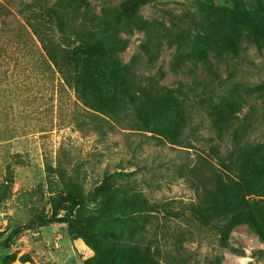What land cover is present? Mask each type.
Returning a JSON list of instances; mask_svg holds the SVG:
<instances>
[{
  "label": "rangeland",
  "instance_id": "374dc122",
  "mask_svg": "<svg viewBox=\"0 0 264 264\" xmlns=\"http://www.w3.org/2000/svg\"><path fill=\"white\" fill-rule=\"evenodd\" d=\"M37 1L0 0V4L21 18L18 8ZM127 1L92 0V6L99 13L102 8H117ZM201 1L229 9L236 6L235 0H158L144 7L141 16L167 25L192 21L196 26L193 18L200 16ZM241 1L255 21L263 20L258 0ZM127 38L130 43L121 54L122 62L135 64L144 83L156 78L174 89L202 85L197 90L200 94L187 102L191 124L184 143H167L143 126L133 130L112 126L102 120L114 123L102 113L84 108L72 91L55 94L48 82L32 79L29 91L13 89V93L0 94V184L10 174L13 179L12 195L0 203V242L11 237L10 248L0 247V264H86L95 255L70 225L45 223L65 214L63 202L69 195L66 182L51 173L50 168H56L57 163L68 175H79L92 195L102 187L111 193H141L150 205L160 204L138 219L143 229H132L126 235L125 248L117 256L125 250L150 249L157 264H264V242L251 226L236 227L222 248L217 231L196 223L189 206L196 198V185L192 184L195 170L208 179L218 170L225 173L226 165L220 158L227 156L231 146L229 138L222 141L212 128L206 99L229 95L239 85L243 100L236 126L251 116L250 137L264 142V91L246 93L248 87H264V52L245 41L239 59L219 63L211 57L213 76L200 63L189 62L174 69L176 48L168 45L151 64L141 49L145 35L134 32ZM20 84L18 81L16 85ZM37 84L41 87L35 88ZM90 113L99 120L98 125L78 127L73 123ZM45 128L47 131L41 132ZM262 200L254 197L250 201L260 220ZM100 207L92 201L88 211L95 213ZM176 212L181 216L175 217Z\"/></svg>",
  "mask_w": 264,
  "mask_h": 264
},
{
  "label": "trees",
  "instance_id": "16d2710c",
  "mask_svg": "<svg viewBox=\"0 0 264 264\" xmlns=\"http://www.w3.org/2000/svg\"><path fill=\"white\" fill-rule=\"evenodd\" d=\"M154 1L158 0H128L98 13L92 0H39L18 8L21 18L1 3L0 94H10L15 89L29 91L32 79L48 82L55 94L72 91L84 108L102 113L114 123L102 120L112 126L129 130L143 126L155 138L183 144L191 124L187 102L200 94L197 90L202 85L174 89L156 78L144 83L135 64L122 62L121 54L130 43L127 37L134 32L145 35L141 49L151 64L158 61L162 48L168 45L176 48L174 69L189 62L200 63L214 76L211 57L219 63L239 59L245 41L264 52V18L255 21L241 0H235L234 9L201 1L200 16L193 18L196 26L192 21H171L167 25L141 16V10ZM258 3L264 15V2ZM10 16L12 20L7 21ZM239 87L236 85L229 95L218 99L211 95L205 100L212 128L222 141L229 138L231 146L227 156L220 158L226 165L225 173L218 170L208 179L195 170L192 184L196 185V198L189 204L190 217L200 226L216 230L222 248L228 245L232 231L243 224L251 226L264 242V208L260 220L250 202L254 197L264 199V142L251 139V116L236 126L243 100ZM263 91L262 86L246 89L247 95ZM91 114L83 117L87 122L74 119L73 123L78 127L86 123L98 125L99 120L91 118ZM211 167L217 170L212 163ZM50 169L66 182L69 195L63 202L65 214L45 223L70 225L95 252L86 264H157L150 249L125 250L122 256L117 253L125 248L126 235L132 229H143L138 219L160 204L150 205L141 193H111L102 187L92 195L81 177L68 175L62 164ZM12 188L10 174L0 184V203L12 195ZM92 201L101 204L95 213L88 211ZM262 203L264 206L263 200ZM179 215L174 213L175 217ZM18 232L19 229L14 231ZM10 242L11 237L0 242V247L10 248Z\"/></svg>",
  "mask_w": 264,
  "mask_h": 264
}]
</instances>
